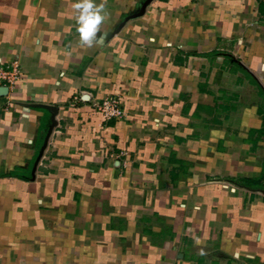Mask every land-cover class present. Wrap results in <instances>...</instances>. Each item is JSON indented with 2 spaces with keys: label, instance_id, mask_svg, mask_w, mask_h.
Masks as SVG:
<instances>
[{
  "label": "crops",
  "instance_id": "0c3cea01",
  "mask_svg": "<svg viewBox=\"0 0 264 264\" xmlns=\"http://www.w3.org/2000/svg\"><path fill=\"white\" fill-rule=\"evenodd\" d=\"M80 2L0 0V264H264V0Z\"/></svg>",
  "mask_w": 264,
  "mask_h": 264
},
{
  "label": "built area",
  "instance_id": "2783aa9c",
  "mask_svg": "<svg viewBox=\"0 0 264 264\" xmlns=\"http://www.w3.org/2000/svg\"><path fill=\"white\" fill-rule=\"evenodd\" d=\"M21 78V71L17 62L4 64L0 62V87L12 90ZM91 105L104 121H119L126 114L122 107L121 98L116 95L107 96L99 100H92Z\"/></svg>",
  "mask_w": 264,
  "mask_h": 264
},
{
  "label": "clouds",
  "instance_id": "9594fccd",
  "mask_svg": "<svg viewBox=\"0 0 264 264\" xmlns=\"http://www.w3.org/2000/svg\"><path fill=\"white\" fill-rule=\"evenodd\" d=\"M76 8L80 10L78 31L81 43L91 46L96 36L97 27L104 19V16L101 15L103 5L97 6L93 0H81L76 4Z\"/></svg>",
  "mask_w": 264,
  "mask_h": 264
},
{
  "label": "water",
  "instance_id": "95a60500",
  "mask_svg": "<svg viewBox=\"0 0 264 264\" xmlns=\"http://www.w3.org/2000/svg\"><path fill=\"white\" fill-rule=\"evenodd\" d=\"M52 122H53V125L52 126H54L55 125V120H54V118H53V120H52ZM52 130V129H51ZM51 130H50V132H51Z\"/></svg>",
  "mask_w": 264,
  "mask_h": 264
}]
</instances>
